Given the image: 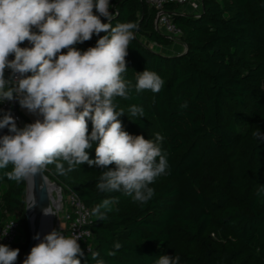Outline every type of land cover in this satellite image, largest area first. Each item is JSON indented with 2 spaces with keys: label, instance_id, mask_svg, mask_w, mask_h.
Listing matches in <instances>:
<instances>
[{
  "label": "trees",
  "instance_id": "obj_1",
  "mask_svg": "<svg viewBox=\"0 0 264 264\" xmlns=\"http://www.w3.org/2000/svg\"><path fill=\"white\" fill-rule=\"evenodd\" d=\"M201 3L197 14L167 6L186 49L166 56L161 47L172 39L155 28L156 10L148 0H110L113 26H139L123 74L130 81L128 97L114 101L124 112L119 120L132 135L154 140L159 133L169 168L150 185L154 195L144 204L122 192H100L96 185L107 169L86 163L66 175L54 164L43 169L51 182L64 193H75L90 210L91 247L81 246V264H96L91 251L99 252L105 264H155L164 254L178 255L179 264H264V195H257L264 185V141L253 136L264 132V0ZM98 39L93 35L75 47L87 50ZM145 68L164 80L159 93L135 91L137 72ZM132 105L145 115L132 116ZM1 108L2 103L0 116ZM87 151L95 159V144ZM11 170L12 165L0 169V228L9 219L19 223V235L9 245L20 249L17 264L27 253L30 235L26 181L9 180L5 173ZM106 198L116 203L101 221L92 209ZM68 226L70 221L65 235L71 236ZM115 242L122 247L109 256Z\"/></svg>",
  "mask_w": 264,
  "mask_h": 264
},
{
  "label": "clouds",
  "instance_id": "obj_2",
  "mask_svg": "<svg viewBox=\"0 0 264 264\" xmlns=\"http://www.w3.org/2000/svg\"><path fill=\"white\" fill-rule=\"evenodd\" d=\"M111 7L110 0H0V103L18 99L22 108L42 117L21 129L11 112L0 116V129L9 131L0 136V169L12 165L5 173L9 180H31L49 164L66 175L86 163L107 169L96 185L100 192H122L144 204L154 195L150 185L168 174L167 156L160 146L163 137L159 133L154 140L132 135L119 120L124 112L117 111L114 101L128 97L130 81L123 74L128 69L129 45L139 26L136 22L113 26ZM102 32L106 35L100 36ZM93 35L99 37L94 47L84 51L75 47ZM25 41L30 46L20 47ZM6 70L11 73L8 78ZM163 86L164 80L156 72L147 68L137 72V93H159ZM129 111L132 116L145 115L136 105ZM253 136L264 141V132L257 130ZM94 144L92 159L87 150ZM113 164L115 168H110ZM257 195H264V185ZM114 203L113 198L102 200L92 215L105 220ZM35 205L33 199L29 207ZM43 214L56 215L50 207L44 208ZM33 239L40 242L31 248L23 264H81L78 257L84 252L79 236L53 229L43 239L39 233ZM121 247L115 242L114 250L107 254L115 256ZM19 252V248L0 244V264H16ZM99 257V252L91 251L96 264H105ZM179 261L178 255L164 254L155 264Z\"/></svg>",
  "mask_w": 264,
  "mask_h": 264
},
{
  "label": "built area",
  "instance_id": "obj_3",
  "mask_svg": "<svg viewBox=\"0 0 264 264\" xmlns=\"http://www.w3.org/2000/svg\"><path fill=\"white\" fill-rule=\"evenodd\" d=\"M149 5L156 10V16L154 20L155 28L163 35L173 39H180L181 30L178 29L173 22V12L167 9L168 5L175 6H189L194 10H201V0H148ZM29 43L25 41L20 47H29ZM9 59H14V56H10ZM11 75L10 70H6L5 76L8 78ZM22 108L18 99L12 101L2 102L3 112H11L13 117L18 123H20L21 115L19 110ZM27 110V109H25ZM28 111V110H27ZM66 214L65 220L70 221V234L79 236L78 243L81 246H86L89 250L91 245L92 234L90 230L86 228V225L90 222L91 214L90 210L85 204L73 193H67L66 199ZM19 235V223L15 220H6L4 225L0 228V244L10 245Z\"/></svg>",
  "mask_w": 264,
  "mask_h": 264
},
{
  "label": "water",
  "instance_id": "obj_4",
  "mask_svg": "<svg viewBox=\"0 0 264 264\" xmlns=\"http://www.w3.org/2000/svg\"><path fill=\"white\" fill-rule=\"evenodd\" d=\"M9 134L7 128L0 129V136ZM46 178L43 170L34 176L33 182L31 184L26 181V219L27 227L29 230V241L28 249L24 258L17 264H23V260L26 258L27 254L30 252L31 248L35 246L33 239V233H43L47 225L53 220L52 215L45 216L43 214V209L50 207L48 201L43 197V181ZM36 201V205L29 207L32 200Z\"/></svg>",
  "mask_w": 264,
  "mask_h": 264
},
{
  "label": "rangeland",
  "instance_id": "obj_5",
  "mask_svg": "<svg viewBox=\"0 0 264 264\" xmlns=\"http://www.w3.org/2000/svg\"><path fill=\"white\" fill-rule=\"evenodd\" d=\"M178 11L181 13H185V14H197V13H199L200 10L199 9L194 10L192 7H189V6H179ZM140 41H142V43L146 42L148 44L149 48H152L154 46V43L147 42V39L144 37H141ZM185 49H186L185 45L179 39H173L171 44H168L166 46L161 47V53L166 55V56H171V55L173 56V55H178V54L184 53ZM1 111H3L2 108H1ZM19 113H20V115H23L26 118H28L31 121V123H33L36 120V117L34 115H31L25 109L20 108ZM16 123H17L18 128H21V129L24 128L26 125L24 120L22 119V117H21L20 123H18V121H16ZM59 189L61 190L62 204L63 205H62L60 213L55 215L53 229L61 230L65 234L67 231V229H66L67 222L65 220L67 193L66 192L64 193L60 187H59ZM68 228H69V226H68Z\"/></svg>",
  "mask_w": 264,
  "mask_h": 264
},
{
  "label": "bare ground",
  "instance_id": "obj_6",
  "mask_svg": "<svg viewBox=\"0 0 264 264\" xmlns=\"http://www.w3.org/2000/svg\"><path fill=\"white\" fill-rule=\"evenodd\" d=\"M30 114L34 115L36 119L41 118L38 116V114H33V113H30ZM33 179L34 177L31 180H27L28 183L31 184L33 182ZM42 187H43V197L48 201L51 210L54 211L56 214H59L61 211L62 205H63L61 190L58 188V186L55 183L51 182L47 177L44 179ZM52 218L53 220L47 225L45 231L40 234L41 239H43V236L45 234L53 230L55 215H52ZM35 235L36 233H33V237ZM34 242L35 244H37L40 241L34 239Z\"/></svg>",
  "mask_w": 264,
  "mask_h": 264
},
{
  "label": "crops",
  "instance_id": "obj_7",
  "mask_svg": "<svg viewBox=\"0 0 264 264\" xmlns=\"http://www.w3.org/2000/svg\"><path fill=\"white\" fill-rule=\"evenodd\" d=\"M163 47V46H162Z\"/></svg>",
  "mask_w": 264,
  "mask_h": 264
}]
</instances>
